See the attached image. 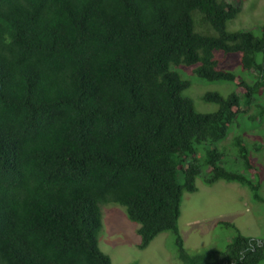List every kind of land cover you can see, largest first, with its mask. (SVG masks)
<instances>
[{
  "label": "trees",
  "instance_id": "trees-1",
  "mask_svg": "<svg viewBox=\"0 0 264 264\" xmlns=\"http://www.w3.org/2000/svg\"><path fill=\"white\" fill-rule=\"evenodd\" d=\"M238 11L224 0H0V264H111L97 245L106 203L138 225L139 250L170 232L180 264L264 260V238L236 230L223 251L189 255L177 229L197 179L264 202L249 173L258 146L238 133L222 144L242 105L264 120V34L227 31ZM216 52L237 54L242 73ZM177 65L241 92H205L216 108L198 112Z\"/></svg>",
  "mask_w": 264,
  "mask_h": 264
},
{
  "label": "rangeland",
  "instance_id": "rangeland-1",
  "mask_svg": "<svg viewBox=\"0 0 264 264\" xmlns=\"http://www.w3.org/2000/svg\"><path fill=\"white\" fill-rule=\"evenodd\" d=\"M224 1L238 6L239 10L235 18L226 22L227 31H250L256 36L264 34V0ZM192 18L195 30L203 34L210 33L209 28L198 21V14H193ZM215 58L223 70L237 75L242 73L237 54L224 56L216 52ZM257 61H260V56H257ZM170 69L188 82L182 96L189 98L198 112H212L216 108L201 99L205 92L215 91L222 96L231 91L241 92L240 88L235 90L231 83L197 78L192 73V67L177 65ZM255 103L264 104V92L255 99ZM241 111L242 117L237 121L240 128L233 123L232 131L222 144L227 147L232 137L238 133L242 137L241 141L249 147L252 144L258 146L257 152H252L256 169L252 168L249 173L257 172L255 178L257 180L258 177L260 184L258 193L264 200V120L260 121L257 117L256 122L252 123L246 119L257 111L256 105L252 103L249 106L242 105ZM217 148H222L221 143ZM195 185V192L182 194L177 218L178 233L187 254L202 250L223 251L236 230L244 236L264 238V202L253 201L248 189L222 180L205 185L197 179ZM99 209L101 227L97 234V245L109 257L111 264H180L175 257L170 232L159 234L146 250H139L136 247L138 236L135 233L138 225L127 220L123 208L106 203L101 204ZM260 264H264V260Z\"/></svg>",
  "mask_w": 264,
  "mask_h": 264
},
{
  "label": "crops",
  "instance_id": "crops-1",
  "mask_svg": "<svg viewBox=\"0 0 264 264\" xmlns=\"http://www.w3.org/2000/svg\"><path fill=\"white\" fill-rule=\"evenodd\" d=\"M155 238H156V237H155ZM155 238H154V239H155ZM154 239H153V240H154ZM153 240L150 241V243H149V244H148L143 250H146V249L148 248V246H150V244L153 242Z\"/></svg>",
  "mask_w": 264,
  "mask_h": 264
}]
</instances>
